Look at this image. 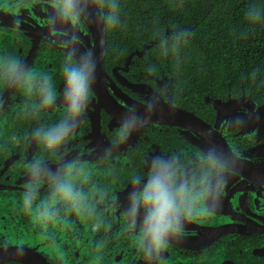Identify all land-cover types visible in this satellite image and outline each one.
Returning a JSON list of instances; mask_svg holds the SVG:
<instances>
[{
	"label": "flooded vegetation",
	"instance_id": "obj_1",
	"mask_svg": "<svg viewBox=\"0 0 264 264\" xmlns=\"http://www.w3.org/2000/svg\"><path fill=\"white\" fill-rule=\"evenodd\" d=\"M50 11L47 0H0V54L21 57L27 65L49 73L59 93L64 86L63 36L50 34L46 24ZM93 26L84 22L80 47L95 53L96 79L82 123L65 149L69 157L87 150L95 182L107 186L115 197L110 206H101L108 208L112 230L94 233L90 222L74 213L45 226L34 214L21 210L27 180L24 163L40 149L35 144L15 145L11 137L54 123L61 110L58 100L39 119L22 118L18 112L25 100L23 92L0 87L4 101L0 108V241H12L7 252L0 251V264H147L130 237L121 233L129 180L134 174L146 175L154 156L205 150L208 133L224 151L238 153V167L228 174L219 206L186 225V234L172 240L163 253V264H264V109L260 108L264 102L237 100L242 93L181 91L167 61L148 43H133L119 52L115 48L109 55L107 37L103 72ZM162 84L168 92L151 121L111 159H98L110 146L127 108L134 105L143 114L145 99L160 92ZM46 190L47 186L41 189V196ZM102 239L105 246L97 252L96 242ZM18 244L24 249L22 257L16 256Z\"/></svg>",
	"mask_w": 264,
	"mask_h": 264
},
{
	"label": "clouds",
	"instance_id": "obj_2",
	"mask_svg": "<svg viewBox=\"0 0 264 264\" xmlns=\"http://www.w3.org/2000/svg\"><path fill=\"white\" fill-rule=\"evenodd\" d=\"M51 5L46 24L50 34L63 36L64 56L61 73L64 86L57 92L53 77L26 64L18 56L0 54V87L16 89L25 97L18 115L39 119L45 111L57 106L60 117L54 123H42L22 137L13 135L15 145L38 146L40 151L24 163L27 180L21 197V210L34 214L45 226L76 214L90 222L92 232H111L113 224L108 208L115 197L110 189L95 182L88 153L80 149L69 157L66 143L80 127L96 79L97 60L91 50L81 51L80 32L85 21H94L105 33L121 25L120 0H47ZM93 13L95 15L93 16ZM264 18V9L249 7L246 21L255 25ZM191 33L188 29L157 31L160 56H175L179 60L181 47ZM151 71V69H150ZM168 86L145 99L141 114L133 105L123 115L110 146L98 157L109 160L114 151L126 144L134 132L144 128L164 102ZM0 97V108L3 107ZM241 124L243 122H240ZM206 134L208 147L196 153L173 152L154 156L146 175L134 174L131 189L123 209L121 233L132 240L147 264H163V253L172 240L186 234V225L215 210L222 198L228 174L239 164L238 153L224 151ZM47 186L41 196V189ZM105 241L96 242L100 252ZM12 241H0V251L7 252ZM22 245L16 246V256L22 257Z\"/></svg>",
	"mask_w": 264,
	"mask_h": 264
},
{
	"label": "trees",
	"instance_id": "obj_3",
	"mask_svg": "<svg viewBox=\"0 0 264 264\" xmlns=\"http://www.w3.org/2000/svg\"><path fill=\"white\" fill-rule=\"evenodd\" d=\"M121 25L107 32L109 55L154 40V33L188 29L179 60L164 57L186 93L246 92L264 102V18L246 21L251 6L264 0H120Z\"/></svg>",
	"mask_w": 264,
	"mask_h": 264
},
{
	"label": "water",
	"instance_id": "obj_4",
	"mask_svg": "<svg viewBox=\"0 0 264 264\" xmlns=\"http://www.w3.org/2000/svg\"><path fill=\"white\" fill-rule=\"evenodd\" d=\"M30 5L36 7L35 6L36 5L35 2H31ZM94 15H95V13H93V16ZM90 22L94 23L93 29L95 28V30L97 31V34H96V38L98 39L97 45H98L99 51H101L100 57H99V68L102 69V71L104 72V57H105V52H106L107 33H105L104 31H102L100 29H98L94 21H90ZM145 43H148L149 45L150 44L152 45V47L150 48L152 51L157 49L156 46H157L158 42L155 39L154 40H150L148 42H143V43H140V44H145ZM140 44H138V45H140ZM103 77H104V73L102 75V78ZM219 99L221 100V98H219ZM237 100L250 101V102L254 103L252 98L249 95H247L245 91H243L242 95H240V97H238ZM216 101H219V100H216ZM260 108L264 109V104L262 106H260Z\"/></svg>",
	"mask_w": 264,
	"mask_h": 264
}]
</instances>
